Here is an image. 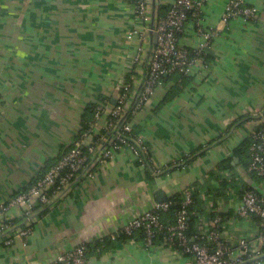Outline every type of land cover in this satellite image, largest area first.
<instances>
[{
    "label": "crops",
    "instance_id": "obj_1",
    "mask_svg": "<svg viewBox=\"0 0 264 264\" xmlns=\"http://www.w3.org/2000/svg\"><path fill=\"white\" fill-rule=\"evenodd\" d=\"M149 1L155 19L174 0ZM227 1L203 5L202 26L219 28L205 56L189 75L166 76L130 121L159 164L190 161L158 176L126 152L95 163L93 175L69 186L56 204L34 205L30 235L10 245L0 240V264H47L82 242L90 245L87 264H184L186 256L162 236L150 248L140 232L125 240L107 237L158 203L157 192L167 199L186 187L216 185L217 163L257 126L255 113L264 108V0H247L258 8L255 21L223 23ZM146 24L133 0H0V203L46 172L77 138L86 106L102 99L115 105L126 73H133V91L139 90L155 33L147 30V50L138 59L142 40L128 34L152 27ZM196 29L189 16L179 43L196 47L202 41ZM239 179L241 189L246 183L264 196V177L241 171ZM220 200L221 214L231 213L221 215L223 235L253 240L263 256V244L254 240L257 219L237 217ZM7 216L24 225L22 206ZM100 236L109 240L101 252L94 243ZM249 264H264V256Z\"/></svg>",
    "mask_w": 264,
    "mask_h": 264
},
{
    "label": "built area",
    "instance_id": "obj_2",
    "mask_svg": "<svg viewBox=\"0 0 264 264\" xmlns=\"http://www.w3.org/2000/svg\"><path fill=\"white\" fill-rule=\"evenodd\" d=\"M205 1L174 0L163 17L153 19L149 0H133V8L137 16L145 24L151 21L152 26L143 31L128 34V38L135 33L142 40L136 59L147 50V30L156 34L154 47L147 53L148 71L140 91L136 93L133 91L134 86L131 80L124 82L121 86L115 105L110 106L106 99L98 100L93 108L94 120L89 123L88 130L79 134L68 146L67 151L63 152L60 158L26 191L19 192L0 203V215L4 219V222L0 224V240L4 245L12 244L15 237L23 238L32 233L30 219L35 211V204L53 206L63 198L69 186L93 175L92 166L95 163H105L118 152L130 154L139 166L153 176H158L171 167L185 165L182 158L179 161H172L171 164H159L155 161L144 135L136 131L126 117L129 113L134 117L143 108L153 95L155 87L162 84L166 76L189 75L198 59H202L201 57L205 55V49L213 36L219 32L218 27L204 28L201 24L200 16ZM258 13V8L249 4L247 0H228L221 22L227 23L235 19L253 22L257 19ZM189 16L196 19V32L202 38V41L194 48L183 46L178 41V35L184 32ZM203 64L206 66L204 62ZM255 116L258 127L249 134L252 140L249 146L251 161L244 172L262 178L264 177V108L255 113ZM241 171L236 168H224L221 171V177L227 179L223 197L228 203V208L237 217L257 219L258 230L254 240L264 244V196L255 189L239 187ZM214 172L218 171L214 170ZM216 186L218 187V181L212 187ZM192 193L193 187H186L183 190L184 198L181 201V207L173 213L172 218H164L172 204L170 200L165 199L126 222L116 233L110 234L107 238L116 240L122 234L133 236L136 232H140L143 245L150 248L155 239L162 236L165 242L186 256L184 264H237L259 256L260 253L256 251L253 240L241 237L233 242L232 239L223 235L224 221L220 215L221 198L217 201L213 199L215 191L201 194L204 209L198 213L195 224L197 231L189 235L187 206L193 202ZM17 206H22L24 222V225L19 228L20 221L12 222V219L7 216V211ZM207 213L213 215L210 220L206 217ZM105 239L100 236L98 240ZM47 264H87V243L82 242L76 245Z\"/></svg>",
    "mask_w": 264,
    "mask_h": 264
},
{
    "label": "trees",
    "instance_id": "obj_3",
    "mask_svg": "<svg viewBox=\"0 0 264 264\" xmlns=\"http://www.w3.org/2000/svg\"><path fill=\"white\" fill-rule=\"evenodd\" d=\"M162 6H160V7H162ZM169 6L170 5H168V7ZM168 7L166 8V11H167ZM163 8H164V6H163ZM181 34H179L178 37ZM191 55H193V53ZM132 74H133L132 72H130L128 74L127 73L125 74V81L126 82H130L131 81ZM102 100H105V99H102ZM91 115H93V105H88L84 109V116H83V119H82L81 128H80V131L78 132L76 137H78L79 134L83 133L84 131L88 130L89 123H90V120H91V118H90ZM126 118H127V121H131V119L133 117L129 113ZM257 127L258 126H256L254 129H256ZM251 143H252V140L248 136L247 138H245L241 142V144L237 148H235V150H233V153L231 155L222 158L217 163V165L215 166V168H216L215 171H218V172H212V173H214L217 176L218 187L217 186L215 188H213V187H203V186H200V185H195V187H193V193H192L193 202L190 203L187 206V209H188V212H189V216H188V220H187L189 226H188V229H187V233L189 235H191L195 231H197L198 228H197V225L195 226V224L197 223L198 213H201L203 211V209H204L203 208L204 207V201L201 198V194H203V193L207 194V193H210L212 191H215V195L213 196V199L214 200L216 199L215 201H217L218 198H222L224 196L226 185H227V179L224 178V177H221V174H220L221 171L224 168H233L234 169V168H237V167L240 168V170L244 171V169L248 167V165H249V163L251 161V157H250V154H249V146H250ZM68 146H70V145H68ZM68 146H66L61 151L60 155H58L57 158L53 162H51L49 164V167L51 165H53L60 158V156L62 155L63 152L65 153L67 151L66 149L68 148ZM235 159H237L238 162H236ZM183 160L185 161V163H188V161H190V159H188V158H184ZM179 166H181V165H179ZM172 168H174V167H172ZM146 172L149 173L148 175L152 176V174L149 171H146ZM44 173L45 172H43L41 175L37 176V178L42 176ZM248 175H250L251 177L260 178V177H258L256 175H252V174H248ZM36 179H34V181L29 183L28 186H26L24 189L20 190L19 192L26 191L36 181ZM242 180H244V179L242 178ZM243 188L254 189V186H252V185L249 186L248 184L245 183V186ZM183 198H184L183 192H181L180 194L171 195V196H169L167 198L168 200H170L172 202V204L170 205L169 210L164 215V218H172L173 217V213L176 210L180 209L181 201L183 200ZM228 214H231V213L230 212H226V213L222 212V214H221V212H220V215H223V216H228ZM19 220L20 219H13L11 221L12 222H19ZM131 237H132V235L128 236V235H123L122 234V235H120L118 237L117 240H125V239H129ZM108 242H109V240H104V241L95 240L94 243H96V245H95L96 250L101 252L103 247L105 245H107L106 243H108ZM89 246H90L89 243H87V249H89ZM263 248H264V244H263ZM87 255H88V251H87Z\"/></svg>",
    "mask_w": 264,
    "mask_h": 264
},
{
    "label": "water",
    "instance_id": "obj_4",
    "mask_svg": "<svg viewBox=\"0 0 264 264\" xmlns=\"http://www.w3.org/2000/svg\"><path fill=\"white\" fill-rule=\"evenodd\" d=\"M153 19H154V18H153ZM154 40H156V34H154ZM147 59H148V56H147ZM143 81H144V80H143ZM143 81H142V83H141V85H140V88H139V90H138L137 92L140 91V89H141V87H142V84H143ZM113 101H114V104H115V103H116V99H114ZM157 198H158V201H159V202H162V201H164V200L166 199L164 196L160 195V192H157ZM263 256H264V255H263ZM263 256H262V255L255 256V257H253V258L247 259V260L242 261V262L237 263V264H249V263H251V262H254V261H256V260L261 259Z\"/></svg>",
    "mask_w": 264,
    "mask_h": 264
}]
</instances>
